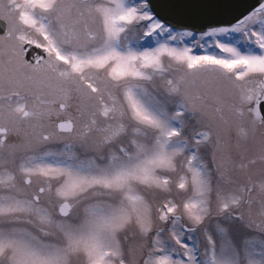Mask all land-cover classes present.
I'll use <instances>...</instances> for the list:
<instances>
[{
	"label": "snow or ice",
	"instance_id": "6c2138e0",
	"mask_svg": "<svg viewBox=\"0 0 264 264\" xmlns=\"http://www.w3.org/2000/svg\"><path fill=\"white\" fill-rule=\"evenodd\" d=\"M0 264H264V0H0Z\"/></svg>",
	"mask_w": 264,
	"mask_h": 264
}]
</instances>
